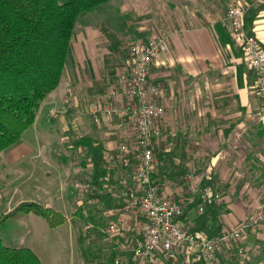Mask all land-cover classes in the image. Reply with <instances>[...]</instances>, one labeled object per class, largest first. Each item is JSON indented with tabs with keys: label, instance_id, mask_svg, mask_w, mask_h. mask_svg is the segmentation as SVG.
<instances>
[{
	"label": "crops",
	"instance_id": "obj_1",
	"mask_svg": "<svg viewBox=\"0 0 264 264\" xmlns=\"http://www.w3.org/2000/svg\"><path fill=\"white\" fill-rule=\"evenodd\" d=\"M116 1L110 4L113 6ZM210 1L213 12L221 10L220 15L208 13L212 18L209 23L185 29L182 33H169V50L153 65L152 72L162 71L161 80L166 85L161 101L166 108L168 120L164 156L170 161L173 170L184 169L186 173H191L190 170L195 169L200 172H196V177H211L213 187L223 190L227 211L221 212L218 219L223 230H226L235 228L251 215L253 212L250 206H255V202L258 207L264 205V200L258 198L261 192L264 193V104L252 89L250 78L254 72L244 60L240 40L222 25V20L227 16V9L234 5L244 4L245 10L263 7L253 22L252 31L264 46V0ZM124 4L125 8L121 7L120 11L112 15H118L121 18L118 21L127 13L137 11L127 2ZM100 14L107 16L108 10L104 12L100 8L78 20L62 80L58 88L44 100L32 125L35 126L36 137L39 136L40 128L51 126L49 130H55L61 135L62 144L69 153L59 159V164L42 160V148L30 146L23 139L32 126L23 133L19 142L0 153L6 154V162L0 164V215H9L21 204L33 202L52 209L65 219L56 227H50L43 217L34 213H17L0 221V231L6 241L9 237L5 234L10 232L8 228L12 223L13 229L20 228L19 235L15 236L18 247H8L29 248L42 264L40 250L45 248V242H51L53 236L56 242L48 249H57L58 243H61V248L70 241L74 249L76 244L78 257H75V262L66 264H85L76 217L80 209L91 204V200L101 204L97 205L95 211L102 210L105 214L109 211L119 222H124L125 218L129 221L125 215L127 213L120 207L122 202L116 206L117 196L113 197L110 192L104 201L95 198L97 195L94 193L100 192L101 187H95L94 166L92 164L93 180L91 178L88 181L86 172L89 168L81 162L82 159L76 157L87 147H76L75 139H89L102 146L104 159L110 166L116 162V155L120 154V147L125 143L123 140L126 132L118 130L113 120L95 123L90 114L96 97L110 90L117 75L127 73L125 70H128L127 67L110 70L108 60L114 54L108 48L105 50L107 36L104 23L91 24L92 21H105ZM93 15L97 17L93 18ZM201 18L196 11L189 20ZM181 22L189 24L185 19ZM55 110L61 111V114H55ZM202 117L208 120L207 127H210L203 131L192 130L189 122ZM186 153L189 154L188 162L185 159ZM199 154L203 157L202 161L196 159ZM88 157L92 163L91 154ZM168 174L158 179L161 191L170 200L178 199V195L183 199L184 187L165 177L173 173ZM106 192L101 191L104 195L108 194ZM197 217L195 211L190 210L183 223L186 226L192 225ZM0 241L4 244L1 236ZM180 249L178 264H201L195 249L183 246ZM188 251L191 256L187 255ZM222 253L234 254L232 247H222L217 252L216 264L222 262L219 259ZM132 255L130 264H135ZM167 261L163 257L157 264H172ZM141 262L137 264H145ZM228 264H234V261H228Z\"/></svg>",
	"mask_w": 264,
	"mask_h": 264
},
{
	"label": "built area",
	"instance_id": "obj_2",
	"mask_svg": "<svg viewBox=\"0 0 264 264\" xmlns=\"http://www.w3.org/2000/svg\"><path fill=\"white\" fill-rule=\"evenodd\" d=\"M245 13L244 7L231 6L222 25L240 40L244 60L255 73L258 94L264 100V49L259 39L250 34ZM168 50L164 36L153 37L146 44L132 46L128 62L131 63L130 69L128 67L127 73L117 75L114 87L96 97L90 112L95 123L113 120L118 130L134 131L138 135L134 186L123 195L124 212L144 220L137 224L142 241L133 248V252L145 264H157L160 255L176 263L180 259L182 246L195 249L201 264H216L218 250L226 246L232 247L233 253L243 257L248 252L244 245L245 235L264 222V205L237 227L223 230L217 237H210L204 233L191 232V226L183 223L187 218L186 207L189 203L165 199L161 186L153 180L152 175L159 167L155 143L164 136L162 121L166 108L161 101L166 88L163 83H153L150 73L151 67ZM133 144L124 143L120 147L121 153H127ZM183 179L190 196L186 201L192 203L198 196L201 198V204L196 209L198 216L205 213L206 202L220 203L224 200V193L212 187L208 177L198 178L193 172L187 173ZM118 231L117 224L109 226V234Z\"/></svg>",
	"mask_w": 264,
	"mask_h": 264
},
{
	"label": "rangeland",
	"instance_id": "obj_3",
	"mask_svg": "<svg viewBox=\"0 0 264 264\" xmlns=\"http://www.w3.org/2000/svg\"><path fill=\"white\" fill-rule=\"evenodd\" d=\"M124 1L127 2L129 6H133L135 9H137V11L136 12L133 11L130 14L127 13L122 18V20L118 21L121 18L118 15L117 17H112V15L116 11H120L121 7L125 8ZM212 5L213 4L210 0H117L115 5L113 6L110 4L109 6L102 7L104 12L108 10L107 16L106 14L99 15L100 17L104 18L105 21H100L101 23L99 21H92L91 24L95 25L96 23L99 24L104 23L103 26L105 29L104 33H106V31L113 33V36H115L116 39H118L121 42V46H120L121 48H119V52L114 53V55H110V58L108 60L110 70L115 71L118 68L128 67V66L130 69L131 63H126L127 61L130 62L129 53H128L130 51V47L136 44H144L152 37L164 36L167 39L169 33L170 34L173 32L182 33L185 31V29L195 28L198 27L199 24L209 23L210 20H212V18L211 16L207 15L208 13H210L211 15L216 14L217 16L220 15L221 13V10L213 12ZM243 5L244 4H242V6ZM243 7L246 8L245 5ZM227 10H229V8ZM196 11L197 13H200L202 18L193 19L190 21L189 19H191L192 14H196ZM203 14L205 17H203ZM223 15L224 14H222V16ZM92 17L95 18L97 16L93 15ZM184 19L186 21H189L188 22L189 24L184 23L185 24L184 25L181 22L184 21ZM193 21H198V23L197 22L195 23ZM105 35L107 36V39L105 38L107 40V41L105 40L106 41L105 50L106 48L110 50V45H112V41L107 33ZM168 47H169V43H168ZM152 67H151V72H152ZM154 72H152L153 76L151 77V81L153 83L163 82L164 86H166L165 81L161 80L163 78V72L162 71L160 73L158 72L154 73ZM250 81L252 82L251 85L252 89H254L256 95L259 96L257 90V77L255 76V73L252 74V78H250ZM112 87H114L113 82H112ZM203 94H201V97L204 99V96L206 95L204 94L203 96ZM259 97L262 103L264 104V100L261 98V96ZM61 111L59 112L58 110H55V114L59 115L61 114ZM204 118L205 117L197 118V120H194L192 122L190 121L189 122L190 128L195 131H203L204 129L209 128L210 126L207 127L208 120H205ZM167 121L168 120L165 114V119L162 121V127L164 129V132L165 129L168 127ZM34 127L35 126H32L29 129V131H27L24 134L23 136L24 141L27 142L30 146H34L35 148L38 149L42 148L41 150L42 160L44 161L46 160L49 163L59 164L58 163L59 159L65 158L63 156L69 153L67 147L62 144V140L60 139L61 135L58 132H55V130L52 129L49 130L51 126L48 127L45 126L39 129L40 131L39 136L36 137ZM52 127L54 128V125ZM45 129H47V131H45ZM125 132H126V137L123 140V142L125 143L129 142V144L132 143L134 144L131 147H129L127 153H121L120 151V154L116 155V157L118 156V158H116V162L111 164L110 166L108 165L109 168L106 171V174L99 182L102 185V189L104 188V190L107 191L106 193L111 192L113 194V197L117 196L115 200L117 203L116 205L118 206L119 203L121 202L123 203V195L125 193L124 191L130 188L134 183L133 178L135 177V173L137 170L136 156L139 151L138 143H136L138 139L137 132L134 131H125ZM166 136H167V129L162 140L160 142L155 143V154L159 158V167L156 169V174H155L156 177L154 179L155 181H157L159 177L166 174L167 172L169 174L171 173L174 174V172L176 173L178 171L176 169L175 170L172 169L173 167L172 165H170V161H168V158L164 156L163 150L165 147ZM79 139H75L77 143L81 142V140ZM68 140H66V142L70 143ZM115 141L118 140L116 139ZM115 144L116 143H114V145ZM88 153L90 154L89 150L87 149L84 150L82 154H79V156L76 155V157L82 159L81 162L85 165L87 169L89 168L88 171L86 172V177L89 181L91 180V178L93 180V174H92L93 168L91 161H89L90 159L88 157L89 155ZM5 156L6 154H0V164H4L6 162ZM172 157H177V156H172ZM188 157L189 154L186 153L185 159L187 162L189 161ZM196 159L197 161H202L203 157L201 154H199L196 155ZM177 165L180 166L178 162ZM190 171L191 173L194 172L195 174L196 172L200 173L199 171H195V169H191ZM260 189L261 188H259V190ZM94 194L97 196H106L104 195V193H101V191L95 192ZM43 195L44 194L42 193V198ZM225 196L226 195L224 194V197ZM163 197L167 200H170V198L169 197L167 198L164 193H163ZM178 197H179L178 200H181V196L178 195ZM258 198L259 200H261V198L262 200H264V193L261 192V196H258ZM98 204H100V202L98 203V201L91 200L90 205H87L85 209L82 208L77 212L76 219L79 227L80 247L82 250H84V253L88 257V259L86 260L83 258L84 263L109 264L111 257L110 248L112 247V245H118L119 248L116 249L115 251L117 256L119 257V261L121 262V264L122 262L123 264H129L130 262H132L131 253H133V255L136 256L133 252V248L136 247V245H138L142 241L141 233L138 230L137 224L140 222V220L141 221L144 220L132 214H125L129 217V221L125 218L124 222L123 221L119 222L116 216H112L109 211L106 214L103 213L102 210H100L99 212L95 211V209H97ZM260 207H258V205L255 202V206L253 204L250 206L251 213L257 211ZM136 215L138 216L137 213ZM112 223L117 224L119 231L115 232L114 234H109L108 232L109 226ZM13 226L14 224L12 223V225L8 228L10 232L5 234L6 236L9 237L8 241H6V239L2 236L1 231H0V236L2 239H4L5 245L18 247V245H16L15 243L17 241L15 236L19 235L20 228L15 227L13 229ZM51 242H45V248L43 250H40V255L44 264H58V263L66 264L68 262L70 263H73V261L75 262V257L76 259L78 257L77 254L78 250L76 244L74 249V246L71 247L70 241L67 242L65 245H63L61 248H60L61 243H58V246L56 247L57 249H54L55 250L54 251L48 249L53 246L54 242H56L54 236ZM244 245L247 248L248 252L246 254H243V257L238 253H234L232 255L222 253L221 254L222 256L219 257L220 261H222L220 264H223V262L224 264H228V261H234V264H264V222L260 225L258 229L256 228L253 231L251 232L248 231L246 233ZM187 255L191 256V252L188 251ZM134 256L133 259L135 264H137L138 262L142 263L139 258H136L137 256L136 257ZM163 257L164 259H167L165 258L166 256L160 255V258ZM167 263L178 264L179 261L175 263L168 260Z\"/></svg>",
	"mask_w": 264,
	"mask_h": 264
},
{
	"label": "trees",
	"instance_id": "obj_4",
	"mask_svg": "<svg viewBox=\"0 0 264 264\" xmlns=\"http://www.w3.org/2000/svg\"><path fill=\"white\" fill-rule=\"evenodd\" d=\"M112 1L0 0V153L20 141L23 133L34 124L44 100L58 88L78 20L85 14L109 5ZM262 8L246 10L245 19L250 34H253V22ZM106 33L112 41L110 52L118 53L121 42L113 33L107 31ZM260 44L262 45V42ZM262 48L264 49L263 45ZM79 140L81 142L75 145L85 146L89 150L94 166L95 187L96 189L101 187L102 191L104 189L99 182L109 168L104 159L103 148L92 140L84 138ZM186 174V171L181 169L165 177L170 181L179 182L184 187L186 195L181 200L176 199V202L189 203L186 214L190 210L196 213L201 198L198 196L192 203L186 201L190 198L183 179ZM152 177L154 180L156 176ZM210 182L211 177L208 183L213 187ZM156 183L161 186L159 180ZM221 191L223 193V190ZM106 196L95 198L104 201L107 199ZM123 206L121 203L120 207ZM205 206V213L198 216L196 222L190 225V231L217 237L224 229L218 216L221 212L227 211L225 197L220 203L208 201ZM17 213H34L43 217L50 227H56L65 221L61 214L33 202L21 204L9 215H0V221H5ZM118 248V245H112L110 248L109 264H121L115 251ZM81 251L83 258L88 259L84 250ZM0 264L42 263L29 248H12L0 241Z\"/></svg>",
	"mask_w": 264,
	"mask_h": 264
}]
</instances>
